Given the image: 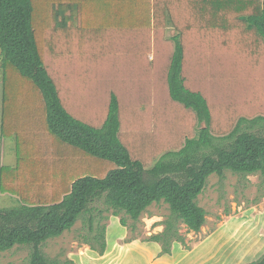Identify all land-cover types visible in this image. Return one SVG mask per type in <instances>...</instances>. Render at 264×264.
Returning a JSON list of instances; mask_svg holds the SVG:
<instances>
[{
    "label": "trees",
    "instance_id": "1",
    "mask_svg": "<svg viewBox=\"0 0 264 264\" xmlns=\"http://www.w3.org/2000/svg\"><path fill=\"white\" fill-rule=\"evenodd\" d=\"M169 25L178 33L166 38ZM0 58L1 134L12 127L20 138L26 119L10 108L11 64L41 94L28 114L44 108L63 142L116 165L103 177L76 178L53 201L50 181L36 173L30 203L0 209V251L27 245L28 264H60L40 245L85 214L83 241L103 253L101 198L123 226L166 203L163 230L149 240L169 253L182 240L177 222L192 232L205 223L197 198L209 175L264 179V0H0ZM183 118L192 121L188 137ZM244 264H264V253Z\"/></svg>",
    "mask_w": 264,
    "mask_h": 264
},
{
    "label": "rangeland",
    "instance_id": "2",
    "mask_svg": "<svg viewBox=\"0 0 264 264\" xmlns=\"http://www.w3.org/2000/svg\"><path fill=\"white\" fill-rule=\"evenodd\" d=\"M51 7L48 11L42 13L43 17L49 18ZM36 14L39 17L41 13ZM42 23L41 19L35 21L36 25ZM176 33H178V30H175L171 25L164 30L166 38ZM150 58L151 56L149 60ZM9 65L10 70L17 75L16 85H13L17 91H12L10 97L8 96L10 108L26 119L18 122L19 126L17 128L20 138L17 134H12L14 132L12 127H8L9 130H12L11 133L0 134V209L10 208L19 203H30L26 200L29 195L26 196V193H29L30 181L34 180L33 177L37 176L36 173L42 174L44 178L50 181L46 190L49 197L52 196L50 200L53 201L59 200L76 178L87 175L103 177L115 168L114 163L96 158L82 151V149L72 147L52 133L46 122L44 108L40 107L37 110L35 109L33 114H28L32 108L29 99H37L38 96L41 99V94L29 78L21 75L13 65ZM3 78L4 71L0 64V99L3 97ZM17 84H20V86ZM28 85H32L30 91H34L30 92V95L26 93ZM36 93L38 96H34ZM3 101L1 99L2 105ZM181 122L185 123L182 124V127L189 132L188 137L192 134V121L183 118ZM196 123L198 125L199 122ZM171 136L163 145H161V140L157 143L145 145V150L147 152L153 151L155 145L158 144L164 149L171 147ZM162 137L159 136V139H162ZM184 137L186 135L182 137V141H184ZM158 148L154 152L158 153ZM137 151L144 153L142 147ZM197 203L206 210L205 223L198 232H192L187 230L183 223L177 222V232L182 240H172L170 251L174 242H178V245L185 250H192L199 243L203 244L217 229L223 227L225 230L230 227L234 229L236 227L242 228L241 225L249 221L245 217V212L250 214V219L256 218L258 223L261 222L264 225V179L259 174L241 176L230 170H225L222 176L213 173L207 177L205 186L198 195ZM94 205L103 210L101 213L103 218L100 220L99 225H104L105 228L107 220L113 214L105 210L106 205L103 203L102 198L96 200ZM169 213L168 205L160 202L151 204L136 222L127 218L128 226H125L127 236L124 241L129 242L136 238L143 241H153L149 240V236L162 232L164 227L162 222ZM259 215L260 217H258ZM87 216L85 214V216L79 217L74 225L65 230L60 236L47 239L46 242L40 245L41 252L49 259L57 260L60 264H71L72 261L65 254L74 251L83 244H87L83 241L84 236L90 233L86 221ZM116 218L119 219V216H116ZM133 223L135 229L131 230ZM93 233L95 232L91 234ZM158 244L162 249L161 243L158 242ZM30 252L31 249L27 245H16L11 249L0 251V264H28ZM66 259L71 262H65Z\"/></svg>",
    "mask_w": 264,
    "mask_h": 264
},
{
    "label": "crops",
    "instance_id": "3",
    "mask_svg": "<svg viewBox=\"0 0 264 264\" xmlns=\"http://www.w3.org/2000/svg\"><path fill=\"white\" fill-rule=\"evenodd\" d=\"M1 99L0 124L2 120ZM244 214L249 221L243 223L242 228L217 229L203 244L199 243L192 250H185L178 245V242H174L169 253H161V247L156 241H143L136 238L125 242L126 227L122 226L119 219L113 215L109 217L105 225L103 253H98L88 244H83L74 251L67 252L65 256L74 264L248 263L256 260L264 251V225L261 222L258 223L256 218L250 219L249 213Z\"/></svg>",
    "mask_w": 264,
    "mask_h": 264
},
{
    "label": "water",
    "instance_id": "4",
    "mask_svg": "<svg viewBox=\"0 0 264 264\" xmlns=\"http://www.w3.org/2000/svg\"><path fill=\"white\" fill-rule=\"evenodd\" d=\"M202 127H204L205 126V124L202 122V125H201Z\"/></svg>",
    "mask_w": 264,
    "mask_h": 264
}]
</instances>
